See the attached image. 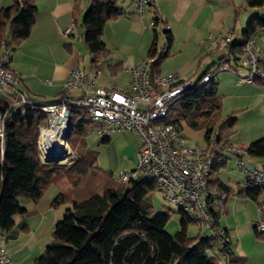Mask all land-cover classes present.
<instances>
[{
  "label": "trees",
  "instance_id": "1",
  "mask_svg": "<svg viewBox=\"0 0 264 264\" xmlns=\"http://www.w3.org/2000/svg\"><path fill=\"white\" fill-rule=\"evenodd\" d=\"M80 1L89 4L81 22V39L92 56L93 68L98 70L100 62L110 53L102 38L104 23L123 15V10L117 7V0ZM244 1L249 9L264 8V0ZM36 11L34 0H12L9 7L0 9V47L7 46L15 51L28 39ZM236 15H239L238 10ZM261 31H264V16L251 18L243 32V39L233 45H230L231 42L226 44L230 50L229 62H241L243 47ZM167 41L169 56L171 31L167 32ZM225 57L197 82L216 67H221ZM165 58L158 57L156 68ZM232 67L238 72L239 65ZM11 104L10 94L6 98L0 97V113L7 112L3 157L0 159L2 233L10 234L14 217L26 213L20 198L36 202L53 183L67 179L71 184L70 189L54 201V207L64 204L69 207L65 209L63 219L55 225L45 254L35 259L34 264H220L219 255L227 264L240 263L241 258H235L229 240L221 252L216 249L211 236L189 238L182 231L170 235L166 231L168 212L153 210L150 196L157 190L153 181L136 177L118 183L111 172L97 167L94 153L86 142L88 133H93L90 128L93 124L87 121L88 115L84 110L73 109L71 112L69 143L77 159L71 167L62 169L43 165L40 161L37 140L39 129L45 124V114L27 106L11 109ZM208 105L211 109L206 107L207 111L204 110ZM219 106L220 98L214 82L195 87L184 92L170 107L165 123L173 124L181 134L183 124L192 129H205L206 144L202 147L210 151L214 146L230 144L229 138L237 123L235 116H229L214 128L211 121ZM202 116L205 120H201ZM109 141L108 136L103 138V143ZM244 152L252 158H264V138L250 144ZM239 157L242 158V154ZM229 158L216 157L213 171L219 161ZM209 185L220 193L229 192L222 184L216 187L209 181ZM242 192L250 199H258L256 188ZM219 213V210L211 211L216 225ZM181 215L182 228L192 224L190 219ZM254 228L258 236H264L257 232L256 226Z\"/></svg>",
  "mask_w": 264,
  "mask_h": 264
},
{
  "label": "crops",
  "instance_id": "2",
  "mask_svg": "<svg viewBox=\"0 0 264 264\" xmlns=\"http://www.w3.org/2000/svg\"><path fill=\"white\" fill-rule=\"evenodd\" d=\"M134 1L117 0V7L123 10V15L104 23L102 38L110 53L100 62L98 70L101 71V75L96 84L98 88L115 86L128 93L132 82L129 70L160 51L162 45L160 27L154 30L149 26L151 20L155 18V7L170 26L172 43L168 58L183 57L186 52L189 56L187 64L178 65L173 69L185 80L194 81L196 74L205 68L197 78L200 79L223 57H229V46L214 50L208 38L222 35L230 28V22L236 23L238 8L234 0H156L155 6L148 9L143 18L136 15ZM34 2L37 8L35 22L30 37L13 51L12 70L22 78L21 88L28 97L50 104L62 96L64 85L76 67H82L88 74L96 70L92 66L90 53L89 64L84 63V51L88 50L81 39V22L88 4L80 0H34ZM11 4L12 0H0V9ZM74 22L77 25L76 35L65 36L64 31ZM263 33L264 31H261L255 36L256 42L257 37H263ZM242 39H235V42ZM180 40L183 43L179 46ZM230 42V45L234 44L233 41ZM261 42L264 43V38ZM3 47H0V55ZM224 47L225 50H222ZM165 61L166 58L157 66L156 75H167L164 71ZM230 64L239 65L238 73L241 74L243 69L244 76L247 75V68L242 62L235 64L231 60ZM216 86L220 101L223 103V98L231 95L229 93L221 95L219 84ZM234 91L235 98L239 99L240 103L245 102L244 107L237 111L240 112L250 108V105L245 107V104L253 97L264 94V86L260 83H237ZM9 94L8 88L0 87L1 98H6ZM71 95L74 96L75 93L71 92ZM196 131H200L201 134H195ZM182 134L186 142L188 139L197 141L201 137L206 138L205 129H192L186 124L182 125ZM140 146L139 140L133 148L134 158ZM244 149H240L242 159L249 168L264 167V158L249 157ZM236 159L231 156L228 160L219 161L210 176L212 186L218 187L222 184L229 189L224 211L218 215V225L227 231L232 253L235 258H241L239 264H264V236H258L254 228L259 218L258 199L244 196L243 182L240 185L229 173L232 161L237 164ZM63 192L65 191L60 190V193L52 195L51 199L55 201ZM20 203L26 209V213L14 217V227L10 234L6 235L0 230V248L6 249L12 256V264H34L35 259L45 254L46 247L52 241L53 232L49 237L36 238L45 226L47 215L52 213L53 206L48 205L47 214L39 210L41 199L35 202L23 197L20 198ZM180 231L189 238H197L200 235L204 236L206 230L201 231L190 224Z\"/></svg>",
  "mask_w": 264,
  "mask_h": 264
},
{
  "label": "built area",
  "instance_id": "3",
  "mask_svg": "<svg viewBox=\"0 0 264 264\" xmlns=\"http://www.w3.org/2000/svg\"><path fill=\"white\" fill-rule=\"evenodd\" d=\"M156 0H135V13L143 18ZM155 18L149 26L156 30L161 26L163 43L160 51L129 70L132 82L128 93L115 86L98 88L100 70L91 73L78 66L70 74L64 85V92L58 101L44 104L28 97L21 91L22 78L12 70L13 50L3 47L0 55V87L10 90L11 109L27 106L45 114V124L39 129L38 151L43 165L66 167L75 163L76 155L69 143L70 117L73 109H82L92 124H101L93 134L109 136L130 131L141 141L137 152L135 168L123 173L121 180L141 177L153 181L165 202L197 225L199 230L209 231L217 249L224 251L228 242L225 229L213 222L211 211L223 213L227 194L220 193L209 185L214 161L218 156L236 157L237 167L245 174L242 188H256L258 194L259 218L255 223L259 234L264 235V167L251 169L242 158L239 148L232 145L214 146L205 151L202 146L189 147L185 137L173 124L165 123L170 107L184 92L214 82L221 71L240 75L228 64L225 57L221 67H216L201 81L185 80L178 72L164 76L156 75L158 57L168 56L167 32L170 26L154 8ZM77 25L72 23L64 31L67 37L76 35ZM232 31L223 38L210 36L208 42L214 50L220 49L232 39ZM241 62L247 68V75L239 76L238 84L261 83L264 86V47L255 38L243 47ZM74 92L75 95H71ZM7 112L0 113V159L3 157L4 124ZM239 157V158H238ZM215 207L217 209H215ZM12 256L0 248V264H12Z\"/></svg>",
  "mask_w": 264,
  "mask_h": 264
},
{
  "label": "rangeland",
  "instance_id": "4",
  "mask_svg": "<svg viewBox=\"0 0 264 264\" xmlns=\"http://www.w3.org/2000/svg\"><path fill=\"white\" fill-rule=\"evenodd\" d=\"M234 1L239 11V15H237L236 17V19H238L237 22L236 23L230 22V28H227L222 35L219 36L215 35L216 37L220 38L221 36V38H223L225 35L228 34V32L233 30V35L231 40L233 41V43H235V39L243 38V32L246 30L247 23L251 18L256 16L257 17L264 16V8L249 9L246 6L244 0H234ZM159 27L161 30V26ZM160 36H161L160 40L163 43L162 35ZM262 36H263L262 38H264V33ZM262 38L257 37V44L261 47L264 45V43L261 42ZM182 43L183 41L180 40L178 43L179 46L182 45ZM225 45L226 44H224L223 46ZM225 48L226 47H224L222 50H225ZM188 59L189 56H187V52L184 54L183 57L172 56L166 58L164 64V71L167 72L166 74H169L170 72L171 73L177 72L174 71L173 69L178 67V65L182 66L184 63L187 64ZM89 60H90L89 52L85 50L84 63L86 65L89 64ZM228 64H230V62H228ZM192 67L193 66L191 65V68ZM203 70H205V68H203ZM202 71H199L196 74V78L194 79V81H196L197 78L202 74ZM241 71L242 73L240 75L223 71L220 72L214 78V84L216 85L219 84V93L221 95H227L229 93L231 96L227 98H223V103L220 101V106L217 110V113L214 115L213 120L211 121L212 123L211 125H213L214 128H217V126L220 125L223 121H225L229 116H235L237 118V123L235 129L232 131V136L229 138L230 143H232L233 145L232 144L231 145L236 148L244 149L250 144L259 141L264 137V94L253 97L252 100L249 101V103L245 104V107L250 105V108L248 110L237 112L239 111L238 109L244 107V103H245V102L240 103L239 99L235 98L236 91H234L236 90L239 76H244L245 71L243 69H241ZM206 107H209L207 109H211L210 108L211 106L209 105L205 106L204 110L206 111H207ZM201 120H205V117L202 116ZM87 121H89L88 118ZM99 125L101 124L95 123L92 126H90V128L96 130L99 127ZM198 133L201 134L200 131L195 132V134L197 135ZM104 137L105 136H99L89 132L86 138L88 148L94 153L95 165L103 171L111 172L114 176L115 181L121 183L122 174L129 173L135 168L137 152L134 158L133 148L136 146V143L139 142L140 139L133 132L130 131L111 134L110 136H108L111 140L109 143H103ZM187 143L189 146H193V147L205 146L206 141L204 137H201L197 141L188 139ZM72 165L66 167H57V168L67 169ZM236 165L237 164H235L234 161H232L231 166L229 168V173L232 175V178L234 177L236 182L240 183L241 185V183L245 178V174L243 171L239 170V168ZM70 187H71L70 181L67 179L53 183L40 197L41 205H39L40 206L39 210L42 211L43 213L48 214L47 211L48 205L52 204L53 206L54 204L53 198L51 199V196L58 195L60 193V190L61 192L62 190L66 192L67 190L70 189ZM54 192H58V193L54 194ZM150 200L153 205L154 212H159V211L168 212L167 215L169 216V220L166 225V231L170 235H175L179 233L180 230H183L180 224L182 218L181 213H179L178 210L172 207L171 205L167 204L163 199V195L159 191L156 190L155 192H153L150 196ZM67 205L68 204H64L58 207L53 206L52 213H49L50 214V215L48 214L49 216L47 215L48 219L45 222V226H43V228L40 230V233L38 234L36 239L44 236L49 237L51 235L53 229L55 228L54 223L57 224L58 221H61L63 219L65 209L69 207ZM192 226L198 228L197 225L193 223ZM206 235L210 236L209 231H205L204 236ZM209 254H210L209 256L212 255L211 252H209ZM219 257H220V264H227L226 261L222 258V256L219 255Z\"/></svg>",
  "mask_w": 264,
  "mask_h": 264
}]
</instances>
